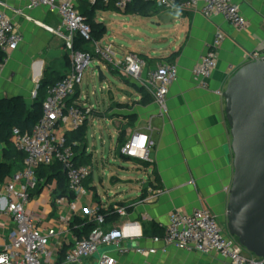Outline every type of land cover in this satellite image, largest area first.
Returning a JSON list of instances; mask_svg holds the SVG:
<instances>
[{
  "label": "crops",
  "instance_id": "0c3cea01",
  "mask_svg": "<svg viewBox=\"0 0 264 264\" xmlns=\"http://www.w3.org/2000/svg\"><path fill=\"white\" fill-rule=\"evenodd\" d=\"M232 1L240 5L249 21L248 29L237 30L220 16L206 17L201 12L168 10L155 3H150L148 15L143 16L128 9L119 10L114 5L107 9L101 2L94 6L96 2L93 0H77L79 10L81 5L87 10L93 9L92 18L106 28L101 41L105 43L111 39L109 42L119 56L133 52L147 58L149 69L163 62L174 63L179 69V78L170 87L164 114L152 96L138 89L142 88L139 84L121 75L131 90L124 92L122 101L113 98L111 108L103 112V117L92 114L87 120L86 143L76 141L81 146V153L90 156L92 168L94 153L89 147V132L93 129V139L99 133L104 144L103 133L95 129L103 120H110L115 126L116 148L120 146L122 149L137 131L148 132L156 142L150 148L147 160L121 152V157L134 160L135 166L120 165V168L126 172L142 171L143 177L117 172L119 178L112 180L111 196H102L98 192L92 172L85 184L88 194L82 198L73 217V221L76 217L94 220L90 214L92 209L98 208L109 214L112 210L105 228L124 231L123 246L128 251L119 253L112 246L101 250L110 251L117 264H228L216 253L204 255L180 250L155 241V238L163 236L171 214L176 211L208 210L226 229L234 155L223 92L231 77L250 62L248 55L264 41V0ZM24 7L25 4L18 0H0V9L12 18L25 36L23 43L9 54L3 65L0 101L21 98L25 106L31 108L40 99V82L45 73L48 71L56 80L69 71L71 60L67 42L57 32L61 24L58 12L40 7L25 9L23 15L18 14L17 10ZM109 10L111 25L105 22ZM218 32L224 36L216 48L218 67L209 78H195L193 70ZM84 48L91 49V45L86 43ZM78 95L81 103L82 86ZM121 134L123 145L119 143ZM11 149L17 150L13 138L10 143L0 139V183L9 180L23 166V157L13 156L9 152ZM10 165H14L13 172L2 180V171ZM61 186L56 178L47 183L39 194L32 195L29 210L36 211L46 223L56 217L63 208L57 199L67 197L72 200L74 197L67 178L63 189ZM150 189L160 192L153 200L148 199ZM63 190L65 192L61 193ZM118 208H123L125 213H117ZM73 221L69 231L51 243L57 264H65V251L77 239L72 229ZM152 225L159 232L147 234L146 230H152ZM15 230L14 222L7 220L0 229V247L11 241ZM138 249L144 252L139 253ZM96 258L86 259L81 264H95Z\"/></svg>",
  "mask_w": 264,
  "mask_h": 264
},
{
  "label": "built area",
  "instance_id": "2783aa9c",
  "mask_svg": "<svg viewBox=\"0 0 264 264\" xmlns=\"http://www.w3.org/2000/svg\"><path fill=\"white\" fill-rule=\"evenodd\" d=\"M25 4L24 10L47 7L58 12L62 34L70 50L71 67L56 83L49 87L43 103L42 115L30 131L13 130L16 149L24 154L22 168L9 180L0 183V229L7 220L14 222L16 230L11 241L0 247V264H57L51 248L53 240L65 235L79 209L81 200L88 194L86 180L92 167L75 162L76 152L66 137L67 131L80 129L91 116L92 108L81 105L77 91L83 84L86 70L92 63L104 64L113 73L125 75L139 84L160 107L164 114L170 87L179 78L178 66L163 62L156 68H148L147 58L137 53L119 56L111 43L94 38L93 29L80 12L77 0H18ZM96 2L97 0H93ZM103 4H114L126 10L139 0H100ZM155 3L168 10L201 12L206 17L220 16L237 30L248 29L249 21L240 5L232 0H140ZM64 30V31H63ZM62 32H66L63 34ZM77 38L91 44V49L75 48ZM223 33L218 32L213 44L201 56L193 70L195 78H209L218 67L216 48L222 42ZM25 39L12 18L0 9V51L5 55L0 64V76L9 54L18 49ZM250 62L264 59L263 44L248 55ZM97 70V68H96ZM98 73V71H97ZM151 129V128H150ZM156 144L148 132L137 131L122 147V154L142 160L149 158V150ZM63 165L73 199L60 197L57 203L63 207L57 216L47 223L36 211H30L32 193L38 186V170L54 163ZM160 192L150 189L148 199L153 200ZM117 213L124 214L123 208ZM96 227L88 237L77 238L65 253V264H81L97 256L95 264H117L116 258L103 247H114L117 252L128 251L123 246L125 232L117 228L106 229V216L98 208L90 211ZM166 246L180 250L196 251L204 255L218 254L228 264H264V258L247 252L231 237L210 211L197 209L192 213L173 212L162 237L155 238ZM137 252L143 253L142 249Z\"/></svg>",
  "mask_w": 264,
  "mask_h": 264
},
{
  "label": "water",
  "instance_id": "95a60500",
  "mask_svg": "<svg viewBox=\"0 0 264 264\" xmlns=\"http://www.w3.org/2000/svg\"><path fill=\"white\" fill-rule=\"evenodd\" d=\"M96 68L105 81L101 65ZM223 97L234 155L227 233L247 252L264 258V59L242 66Z\"/></svg>",
  "mask_w": 264,
  "mask_h": 264
},
{
  "label": "trees",
  "instance_id": "16d2710c",
  "mask_svg": "<svg viewBox=\"0 0 264 264\" xmlns=\"http://www.w3.org/2000/svg\"><path fill=\"white\" fill-rule=\"evenodd\" d=\"M99 2L102 3V1L97 0L94 6H97ZM103 4V3H102ZM105 8L111 9L114 4H108L105 5L103 4ZM150 5L149 2H143V1H136L132 6L128 7V11L132 13H136L139 15L147 16L148 11L147 8ZM88 8L86 6L81 5L80 11L81 13L87 18V21L91 24L92 29H93V35L94 38L97 40H101L103 37L106 28L103 24L97 23L93 18H92V10H87ZM95 33V34H94ZM86 42L80 38H77L75 41V48L80 49V50H88L84 48V45ZM5 55L0 51V64L3 62ZM63 77V76H62ZM60 78H57L56 80L52 77V75L47 71L45 73L44 78L40 82V88H39V96L40 99L36 101L31 108H27L24 104V101L21 98H13V99H5L0 101V139L1 141H6L8 143L11 142V139L13 138V130L15 128H19L21 131H30L33 126L37 123L39 118L42 115V110H43V98L46 99L45 95L47 94V91L50 86H52L54 83H56ZM140 91H145L143 88H138ZM45 101V100H44ZM94 114L96 117H103L104 114L103 112H100L96 109H92L91 115ZM86 131H87V122L78 130L75 131H67L66 132V137L68 139V142L73 145L75 152H76V157H75V162L77 164H85L89 165L91 163L90 156H87L86 152L81 153V146L78 144L76 141L79 143H86ZM119 143L122 145L124 144L122 142V134L119 137ZM10 154L13 156L23 157L24 160V154L22 152H19L18 150H13L11 149ZM14 170V165H10L7 167L6 170L2 171V180L9 174H11ZM92 175V174H91ZM38 186L34 190L33 194H39L43 187L47 184L50 183L54 178L57 179V182L59 185H65V170L63 165L60 163H54L50 166H42L38 170ZM91 177V176H90ZM89 177V178H90ZM88 178V179H89ZM87 181V180H86ZM86 184V182H85ZM65 192L64 190L61 192ZM101 213L105 214L106 216V221L108 222L109 220V215H111L112 210L109 212H106L104 210L100 211ZM96 227V221L95 220H90L88 218H75L73 221V231L76 234L77 238L81 239L83 237H88L91 231ZM152 230H146L147 234L152 231L154 233L159 232L158 228L155 227V225H152ZM70 249V248H69ZM68 250V249H67ZM66 250V251H67ZM65 251V253H66Z\"/></svg>",
  "mask_w": 264,
  "mask_h": 264
},
{
  "label": "rangeland",
  "instance_id": "374dc122",
  "mask_svg": "<svg viewBox=\"0 0 264 264\" xmlns=\"http://www.w3.org/2000/svg\"><path fill=\"white\" fill-rule=\"evenodd\" d=\"M107 15L108 18H105V22L111 25V10L108 11ZM107 35H109V33ZM109 36H111V34ZM110 40L111 39L105 43L109 44ZM97 65V63H92L90 68L86 70L82 84L83 97L81 99V105H85L86 107L90 105L89 107L92 109L105 112L111 108V100L113 98L117 101H122L124 92L130 91L131 87L127 86L125 81L121 79L120 76L122 74L111 72L104 64H101V67L106 80L100 81L96 70ZM107 117L109 118L111 116L108 115ZM95 129L103 133L104 144H102L100 140L101 136L99 133H97L95 139L91 137L93 131V129H91L89 132V147L90 151L93 150L94 153V168H92L93 184L102 196H111L112 180L115 177L119 178L116 173L122 174L126 172L120 168V165L132 167L135 166V161L123 159L121 157V147L118 146L116 148V129L110 120L106 122L103 120L101 125H97ZM113 170L115 172H113ZM126 173L131 177L133 175L143 177L142 171L138 173L136 170H129ZM101 178H103V180ZM225 231H227V229H225Z\"/></svg>",
  "mask_w": 264,
  "mask_h": 264
}]
</instances>
